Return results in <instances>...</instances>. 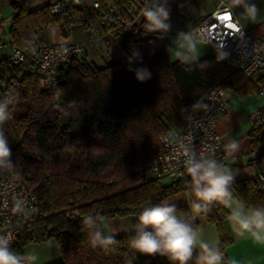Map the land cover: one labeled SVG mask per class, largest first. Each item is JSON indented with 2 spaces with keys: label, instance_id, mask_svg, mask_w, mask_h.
<instances>
[{
  "label": "trees",
  "instance_id": "trees-1",
  "mask_svg": "<svg viewBox=\"0 0 264 264\" xmlns=\"http://www.w3.org/2000/svg\"><path fill=\"white\" fill-rule=\"evenodd\" d=\"M3 1L12 11L8 29L2 31L10 46L28 50L49 44L48 30L55 24L63 39L71 37L74 26L111 36L124 55L104 66L73 56L59 71L57 99L42 88L34 68L0 60L6 69L0 77L9 112L3 132L10 161L17 178L38 198V216L23 227L14 252L23 256L29 243L54 239L62 258L57 264H178L130 248L135 231L104 247H93L90 237L97 231L105 236L103 219L132 216L137 223L144 207L191 187L188 176L165 182L139 179L134 169L162 151L159 138L182 127L211 87L221 85L243 98L258 93L261 79L223 63L215 52L192 63L171 60L163 37L146 31L143 17L136 22L143 11L134 16L120 11L131 22L126 25L111 10L129 0H57L63 4L57 12L51 11L55 2L30 9L28 0ZM160 2L173 18L185 17L188 0ZM139 69L146 72L143 81L136 79ZM259 129L261 136L253 134V142L261 145L259 158L264 159V126ZM262 183L259 175L237 181L229 187L231 197L249 209L264 208ZM199 212L215 225L223 252L232 241L230 212L218 201ZM197 213L192 205L175 207L177 218L194 230ZM89 217L91 223L86 222ZM186 264H199L195 248Z\"/></svg>",
  "mask_w": 264,
  "mask_h": 264
},
{
  "label": "built area",
  "instance_id": "built-area-1",
  "mask_svg": "<svg viewBox=\"0 0 264 264\" xmlns=\"http://www.w3.org/2000/svg\"><path fill=\"white\" fill-rule=\"evenodd\" d=\"M76 4L79 0H71ZM98 7L96 1L93 2ZM150 0H129L111 10L126 25L128 16L143 11ZM63 9L61 2L51 6L52 12ZM125 10L127 15L118 14ZM205 44L214 48L220 60L247 76H258L261 85L258 91L261 106L249 113L248 119L258 126H264V34L253 36L238 20L232 6L224 1L205 15L190 32ZM9 49L7 60L14 65L32 67L40 77L42 88L59 97V71L69 64L71 58L82 51V45L75 42L37 45L28 50L10 46L8 41L0 43V49ZM226 88L221 85L211 87L194 105L182 127L171 130L159 138L162 151L152 159L138 165L134 173L139 179L177 180L187 177L185 171L186 153L194 152L198 158H210L223 168L229 150L221 143L217 131L220 112L227 104ZM264 180V168L259 172ZM189 177V176H188ZM38 216V198L33 188L17 178L12 163L0 165V235L11 240V250L23 227ZM14 251V250H13ZM221 257L219 264H228L218 247L213 249ZM22 264H32L25 259Z\"/></svg>",
  "mask_w": 264,
  "mask_h": 264
},
{
  "label": "clouds",
  "instance_id": "clouds-1",
  "mask_svg": "<svg viewBox=\"0 0 264 264\" xmlns=\"http://www.w3.org/2000/svg\"><path fill=\"white\" fill-rule=\"evenodd\" d=\"M235 6L243 8V15L255 20L258 8L255 3L248 0H235ZM144 29L148 32H167L170 30V8L160 0H150L143 9ZM178 50L174 56L181 63H189L199 56L197 43L193 35L181 32L178 34ZM146 72L144 69L136 71V79L143 81ZM8 104L0 101V165L11 163V148L3 132V125L8 119ZM230 147L235 150L238 145L233 142ZM185 171L191 178L192 193L197 201L204 204L219 201L232 209L229 220L236 225L238 235L246 233L258 245L264 246V208L244 209L243 204L232 207L231 192L229 186L233 176L222 168L218 162L210 158H198L194 152L186 153ZM195 211L201 210L200 203H193ZM134 225L135 235L128 243L129 247L136 252L148 256H167L171 261L178 264H186L192 256L193 249L199 245L203 254L200 257L201 264H219L220 255L212 251L206 243L198 239L196 231L187 223L178 219L175 215V206L167 203L155 204L144 207L137 216ZM91 223V218H87ZM151 229L149 231L148 229ZM90 243L95 247L97 244L104 247L114 243L110 236H102L100 231L90 237ZM11 240L6 235H0V264H22L27 259L34 261L36 257L29 255L21 256L11 250Z\"/></svg>",
  "mask_w": 264,
  "mask_h": 264
},
{
  "label": "crops",
  "instance_id": "crops-1",
  "mask_svg": "<svg viewBox=\"0 0 264 264\" xmlns=\"http://www.w3.org/2000/svg\"><path fill=\"white\" fill-rule=\"evenodd\" d=\"M191 4V0H188V2L184 5V18L177 19L172 18V16L170 17V20L168 21L170 26H185L190 27L189 29L193 30L205 15L215 9V7L211 9L210 7H206V5H202L201 3L200 8L196 7L194 4ZM0 5L9 4L7 1H3L0 2ZM188 10L191 11V18L189 21H187ZM235 15L240 23L249 31L250 28L247 26V24L243 23L236 13ZM11 17L12 11L9 8L7 14L4 17L0 15V27L2 26L1 23H8L9 25ZM166 33L167 32H152V34H159L163 38L165 37ZM250 33L255 37H259L264 34V31L256 32V34H253L252 32ZM48 40L51 44H58L66 41L60 37L57 25L55 24H52L49 27ZM67 40L82 45V51L77 54V57L81 59L85 58L87 61L93 62L97 66H104L107 64L105 62V55L110 56V61H112V63L120 61L124 58L122 51L119 49L116 43L105 42V36H101L94 32H87L83 29H76V26L72 28L71 37ZM100 41L102 44H100ZM92 44H95L101 48L103 52L97 51V49H95L96 47H93L95 50L92 48L93 50L91 51L89 47ZM210 47L212 48V52H214V48L212 46ZM8 55L5 57L6 59ZM207 55L211 54L207 53L203 57H207ZM5 58H0V60L2 59L4 61ZM252 77L259 78L258 76ZM226 92L228 101L225 108L219 114L217 131L221 136L222 146L229 150V156L227 158L226 165L223 168L227 169V172L233 176V180L230 184L231 186L237 181L250 179L257 176L261 169L264 168V159L259 158L261 145L259 144L255 146L253 142V134H255L254 136L256 138H260L262 132L258 125H254L248 119L249 113L261 106L262 100L258 93L249 94L242 98L229 89H226ZM233 142L238 145L235 150L230 147L231 143ZM164 180L169 181L167 179ZM261 189L264 191V183H262ZM164 203H167L169 206L174 205L175 207L200 203L201 210L206 207L204 202L196 200L192 193V186L176 194L168 196L162 201L161 204ZM219 203L222 204L221 202ZM231 203L233 208H236L238 204H243L245 210L249 209L238 198L231 197ZM226 208L229 212H231L232 209L228 207ZM197 221L198 228L195 231L197 233L198 239L203 243H206L211 250L216 248L219 245V239L215 225L210 223L207 220L205 214L200 212L197 213ZM227 222L232 241L231 244L224 249L223 254L228 264H264V246L256 244L247 233L244 236L238 235L236 225L229 220V217ZM135 224V220L132 216L106 218L102 220V230L105 236L116 238L134 232ZM194 248L198 253L199 264H201L200 257L203 252L199 245L195 246Z\"/></svg>",
  "mask_w": 264,
  "mask_h": 264
},
{
  "label": "rangeland",
  "instance_id": "rangeland-1",
  "mask_svg": "<svg viewBox=\"0 0 264 264\" xmlns=\"http://www.w3.org/2000/svg\"><path fill=\"white\" fill-rule=\"evenodd\" d=\"M55 1L57 0H28V7L30 9H33V8L43 6L47 4L48 2L53 3ZM64 1L68 2L69 0H64ZM220 1H224L232 6L234 12L239 16L241 21L247 24V26L250 28L249 30L250 32H252L253 34H256V32L264 31V0H248V2L250 3H255L258 8V13H257L255 20H251L247 18L245 15H243L242 14L243 8L235 6V0H191V3L194 4L198 8L201 7V4L202 5L204 4L206 5V7H210L212 9L214 7L216 8L219 5ZM9 8H10L9 5H0V15L4 17L7 14ZM187 14H188L187 21H189V19L191 18V11L188 10ZM142 17H143V14L137 18L136 22L138 23ZM1 24L2 26L0 28V36H1L0 43H5L7 37H6V34L2 33V31L3 30L5 32L7 31L8 23H1ZM189 28L190 27H185V26L176 27V26L171 25L170 30L167 31L165 37L163 38L165 41L167 50H168L169 58L171 60H176L173 54L175 51L178 50V43H177L178 34L181 32L191 34L190 33L191 29ZM76 29H81V28L79 26H76ZM65 40L66 41L64 42H73V41H68L67 39ZM194 41L197 43V51L199 52V56L195 60L189 63L197 61L198 59L202 58L207 53H210L211 55L213 54L212 48L208 44H205L198 38H194ZM105 42H113V38L111 36H108ZM100 44H102L101 41H100ZM93 47L94 48L96 47L95 49H97V51L103 52L102 49L96 46L95 44H92L89 47V49L92 51L94 49ZM8 53H9L8 48L3 47L2 49H0V58L4 59L8 55ZM207 56H210V55H207ZM105 59H106L105 62L107 64L112 63V61H110L109 55H105ZM0 66H1L0 74L5 75L6 74L5 63L4 62L0 63ZM3 87H4V83H3L2 78L0 77V101H3V94H4L2 90ZM162 181L165 182L166 180L163 179ZM29 255H34L36 257L34 261H31L32 264H57L62 261L61 254L58 249V245L54 239H48L46 241L39 242V243H29L23 248V256L27 257Z\"/></svg>",
  "mask_w": 264,
  "mask_h": 264
}]
</instances>
